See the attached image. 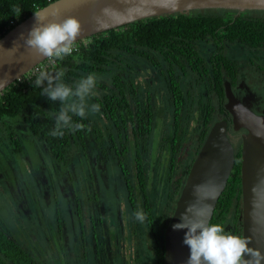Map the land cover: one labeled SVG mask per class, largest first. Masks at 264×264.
Returning <instances> with one entry per match:
<instances>
[{
    "label": "flooded vegetation",
    "instance_id": "obj_1",
    "mask_svg": "<svg viewBox=\"0 0 264 264\" xmlns=\"http://www.w3.org/2000/svg\"><path fill=\"white\" fill-rule=\"evenodd\" d=\"M216 42L212 38L204 42L214 46V50L204 57L205 61L200 63L202 69L205 64L208 65V73L196 71L195 74H177L181 88L186 93L189 90L215 91L223 86L225 91V82H228L245 105L251 104L255 112L264 113V47L237 40L231 43L225 40L223 43ZM245 49L249 52L247 58L243 57ZM220 50H224L236 62L238 70L234 76L227 72L224 64L219 65L217 56ZM141 60L147 61L144 66L148 67L144 69L147 75L142 79V86L133 81V78L141 75L140 71H136L135 76L133 72L129 73L133 69L128 70V75L127 72L122 73L129 85L134 84L133 96L137 95L141 101L140 114L145 103L147 121L143 116H138L141 121L134 127L126 128L103 116L101 109L96 119L88 114L92 121L90 131L71 148L65 149L69 154L67 160L55 156L51 145L43 142L51 152L53 166L56 163L60 165L56 167L62 170V177L58 169L53 173L40 159L32 162L26 147V192L22 205L26 213L18 216L20 208L19 212L14 209L13 214L20 229L29 235L26 250L35 258H44L51 264H158L159 253L163 252L166 264L167 231L192 165L211 127L218 121L226 120L229 139L234 146L237 144L236 156L242 150L241 134L244 129L233 130L232 115L225 108V99L224 110L215 107L208 122L209 131L203 141L200 137L194 157L188 161L186 174L173 181V172L178 166L177 157L182 153L189 130L184 123L189 118L187 108L183 106V115L182 111L177 114L171 106L174 102L171 91H174L172 76L175 71L164 67L161 69L160 63L156 66L146 58ZM218 73L221 74L222 86ZM113 75L111 83L103 81L109 87L114 85ZM144 87L146 92L142 91ZM104 90L109 92L110 89ZM99 95L96 92L90 101L98 104L96 98ZM138 118L135 115L136 121ZM176 120L180 125L176 124ZM193 120L197 127L201 124L203 130L206 119L203 120L199 111ZM135 127L137 130L134 133ZM29 134L42 143L30 131ZM27 145L31 146V142L26 141ZM163 156L169 157L167 162L161 159ZM47 158H50L48 154ZM170 183L176 184V193L164 200L165 205L162 206L161 195H164ZM150 188L152 192H149ZM116 200L130 205L115 212L110 208ZM145 201L150 205L151 217L140 209ZM135 211L144 213L143 224L133 217ZM147 218H150L152 225L146 223ZM125 224H128V234L123 228Z\"/></svg>",
    "mask_w": 264,
    "mask_h": 264
},
{
    "label": "trees",
    "instance_id": "obj_2",
    "mask_svg": "<svg viewBox=\"0 0 264 264\" xmlns=\"http://www.w3.org/2000/svg\"><path fill=\"white\" fill-rule=\"evenodd\" d=\"M52 1L55 0H0V38L15 25ZM12 19L15 24L9 25ZM210 38L216 40V43H223L224 40L231 43L237 40L251 46L264 47V9L243 11L220 8L202 9L190 13L141 19L77 41V50L63 60L53 58L54 63L44 71L55 75L63 70L62 82L73 89L79 80L89 74L97 75L112 71L114 74L112 87L96 79L95 92L100 93L96 99L99 101L103 116L112 119L119 127L129 128L141 121L138 116H143L144 121L148 120L144 113L145 103L142 104V114H140L141 101L137 95L133 96L134 84L129 85L122 73L125 70L128 75V70L131 67L129 57L146 58L156 66L160 63L161 69L169 68L171 72L175 71L172 76V87H174V91H171V98L174 99L171 104L172 109L177 114L182 111V114L185 115V111L182 110L183 106L198 102L196 110L200 112L203 120L206 119L200 136L203 141L209 131L208 122L211 120L215 107L218 106L221 110L225 109L223 102L226 96L220 81L221 74L218 73L219 83L222 87L219 90L207 91L213 92L208 94V100L204 99V95L197 99L198 91L195 92L196 96L192 90L185 93L177 80L179 78L177 74L182 72L195 74L196 71L208 73V69H206L208 65L205 64L202 69L203 65L200 63L205 61L204 57H206L202 50L203 44ZM217 58L219 65L224 64L229 74L233 76L236 74L237 64L226 55L224 50L218 52ZM29 74L28 71L21 79H17L0 93V123L5 122L6 118L22 116L32 135L45 142L46 145H51L55 156L67 160L69 154L65 149L71 148L74 143L85 137V133L90 131L92 121L88 115L82 119L69 112L68 114L72 117L71 123L73 125L81 124V129L73 131L64 128L62 129L63 136L50 135L55 128V116L59 113L62 105L59 101L49 100L47 95L42 94V87L35 86V80L40 72L32 77H28ZM106 88L110 89L109 92L104 90ZM212 97H215V101L220 100V103H212ZM131 98L134 100L132 101ZM189 109L191 108L189 107ZM135 115L138 121L135 120ZM190 115L188 114V116ZM128 117L130 122L127 120ZM120 118H122L121 121ZM176 124L180 125L179 121L176 120ZM10 127L13 126L10 124ZM136 130L137 127L134 128V133ZM97 131L100 132V130ZM8 136L13 149L16 152H21L23 144L16 132L11 130L8 132ZM241 160L240 149L236 156L232 177L229 178L228 184L218 200L210 222V224H220L228 234L240 237H242L240 220ZM140 203L141 201L138 200V204ZM140 209L145 211L146 216H152L148 202L145 201ZM146 223L152 225L150 218H147ZM22 233L26 234V240H28L29 235L24 230ZM0 264L51 263L44 258H35L26 250L24 241L0 222ZM158 264H164L163 252L159 253Z\"/></svg>",
    "mask_w": 264,
    "mask_h": 264
},
{
    "label": "water",
    "instance_id": "obj_3",
    "mask_svg": "<svg viewBox=\"0 0 264 264\" xmlns=\"http://www.w3.org/2000/svg\"><path fill=\"white\" fill-rule=\"evenodd\" d=\"M219 8L264 9V0H55L36 12L47 16L43 23L61 22L75 16L82 25L77 42L145 18ZM55 11L59 12L58 16L52 15ZM34 13L0 38V93L47 59L27 49L25 44L30 30L40 23ZM225 85V108L232 115V128L244 129L241 134L242 238L248 239L249 247L264 256V113L255 112L251 104L245 105L232 91L230 83ZM227 130V121H218L197 154L167 231L166 264H186L188 259L189 248L183 243L187 229H173V225L182 222L181 213L186 208L192 206L188 213L190 220L199 218L197 212L209 224L213 218L236 161L237 151Z\"/></svg>",
    "mask_w": 264,
    "mask_h": 264
},
{
    "label": "clouds",
    "instance_id": "obj_4",
    "mask_svg": "<svg viewBox=\"0 0 264 264\" xmlns=\"http://www.w3.org/2000/svg\"><path fill=\"white\" fill-rule=\"evenodd\" d=\"M18 10V9H17ZM36 24L25 39L27 49H31L39 55L56 60H63L73 52V44L80 36L82 25L75 16H68L61 22L47 20V16L40 12L34 13ZM58 16L59 12L52 13ZM7 51H12L7 50ZM64 71L55 75L41 71L35 80L36 87H42V94L47 95L51 101H59L62 105L55 116V128L50 135L63 136L62 129L69 128L73 131L81 129L82 125L71 123L72 117L69 112L83 118L89 113L100 111V105L91 103L90 98L96 95L97 84L95 74L79 80L75 88L62 82ZM46 83V86H45ZM190 205L181 213V223L173 225L174 230L187 229L183 243L189 248V256L186 264H261L264 256L258 250L249 247L250 241L240 236L228 234L220 224H209L202 214L197 212V219H188L191 211ZM133 217L141 224L145 221L142 211H135ZM250 259H245V257Z\"/></svg>",
    "mask_w": 264,
    "mask_h": 264
},
{
    "label": "rangeland",
    "instance_id": "obj_5",
    "mask_svg": "<svg viewBox=\"0 0 264 264\" xmlns=\"http://www.w3.org/2000/svg\"><path fill=\"white\" fill-rule=\"evenodd\" d=\"M203 45L204 47L202 50L204 51L206 56L209 55L210 52L214 50V46L212 45H208V44H203ZM245 50L243 53L244 54L243 57L247 58V55L249 56V52L247 53V50L246 51ZM234 57H238V55H234ZM129 59L131 64V67L129 69H133V71H129V73L133 72L135 76V72L140 71L141 75L137 76L136 78H133V81L138 83L137 85L142 86L143 85L142 79L147 75L145 73V70L148 69L147 66H144V62L147 61H143L141 60L142 58H135V57H129ZM262 61L264 62V57ZM123 71L125 72V70ZM112 75L113 73L111 72L109 74H97L95 76L101 81L111 83ZM142 91H145V87L142 89ZM198 92L199 95H197L196 98L199 99L201 98L202 95H204L205 100L206 99L208 100V94L213 93L207 91H198ZM211 102L214 104H218L217 101H215V97H212ZM91 103L92 102L89 100V105ZM197 104L198 102L195 101L192 102V104L186 106L187 115L188 114L191 115L189 116V118L184 120V123L186 124L189 130L184 139L185 142L182 153L177 157L178 159L176 162L178 166L175 167V170L173 172V181L175 182L177 181V178L184 176L186 174L188 168V161L189 159H193L194 150L197 147L198 143L200 142V132L202 130V127H200L201 124L200 126L197 127L195 121L193 120L197 116V111H198L196 110ZM189 107L191 109H189ZM165 109L166 107L163 108V110ZM89 114L93 115L95 119L98 116V113H89ZM6 120L5 122L0 123V222L8 230L14 231L18 235V237H20L26 244V235H23L24 233H22V230L19 227V223L16 222V219H14V214H13L14 209L18 210L17 212H19V209L22 208V205L24 203L23 195L26 192V147L28 153L30 154V158L32 162L35 161L37 158L40 159L42 164H45L47 168L51 170L53 173H55V169L56 170L58 169L56 166H60V165L56 163L55 166H53L54 161L52 162L51 152L48 150V148L45 146L43 142L39 143V141H37L29 134V129L26 127V124L24 123L22 116L17 118H6ZM201 122L203 121L201 120ZM10 124L13 126L12 128L10 127ZM11 130L16 132V134L20 138L21 143L23 144V150L21 152H16L13 149V146L8 136V132ZM157 135H159V133H157ZM26 141H30L31 146L28 145L26 146ZM235 146L237 147L236 143ZM47 154L50 156V158H47ZM168 158H169L168 156H163V158L161 157V159H163L165 162L168 161ZM62 173H63L62 170L58 169V174H61V177H62ZM171 183L164 190L165 191L164 195L163 194L161 195L162 206L165 205V203L163 202L164 200L172 197L176 193V188H177L176 184L173 185ZM148 190L149 192L153 191V189L151 188ZM12 194L13 197H15L14 199H12ZM157 199L158 197H156V201ZM116 201L117 202H115L110 208L115 212H118V209L128 208L130 205L128 202L122 204L119 202V200ZM156 201L153 200V202ZM158 207H159V203H157V208ZM24 213H26V209H21L18 216ZM121 214H123V212ZM24 224H26L25 220H24ZM123 228L124 231L126 230L128 234L129 233L128 224H125Z\"/></svg>",
    "mask_w": 264,
    "mask_h": 264
},
{
    "label": "built area",
    "instance_id": "obj_6",
    "mask_svg": "<svg viewBox=\"0 0 264 264\" xmlns=\"http://www.w3.org/2000/svg\"><path fill=\"white\" fill-rule=\"evenodd\" d=\"M13 24H15V21L12 19L11 21H10V24L9 25H13ZM77 44H76V42L73 44V51H75V50H77ZM52 63H54V59L52 58V59H46V60H44L43 62H41L40 64H38L37 66H35L33 69H31L29 72H30V74H29V76L28 77H32L33 75H36V74H38L39 72H41L42 70L44 71L50 64H52ZM23 76V75H22ZM21 76V77H22ZM21 77H19L18 78V80L19 79H21Z\"/></svg>",
    "mask_w": 264,
    "mask_h": 264
}]
</instances>
